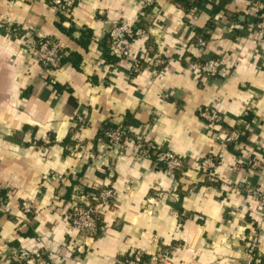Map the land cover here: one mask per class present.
<instances>
[{
	"label": "crops",
	"instance_id": "0c3cea01",
	"mask_svg": "<svg viewBox=\"0 0 264 264\" xmlns=\"http://www.w3.org/2000/svg\"><path fill=\"white\" fill-rule=\"evenodd\" d=\"M187 2L73 0L62 13L48 0H0V264H26L15 251L41 245L56 264H122L133 249L167 250L168 264H245L257 229L252 264H264L262 207L244 192L264 190V39L255 33L264 0ZM122 19L137 31L136 75L105 49L109 27ZM39 36L63 47L52 73L28 49ZM205 55L221 59L216 76L189 69ZM203 106L221 120L204 121ZM106 123L131 125L185 167L169 173L129 148L106 147L98 136ZM233 128L239 140L224 143ZM207 155L217 159L211 176L199 166ZM103 183L114 190L112 204L95 233L81 232L66 212ZM23 200L34 206L29 216Z\"/></svg>",
	"mask_w": 264,
	"mask_h": 264
},
{
	"label": "built area",
	"instance_id": "2783aa9c",
	"mask_svg": "<svg viewBox=\"0 0 264 264\" xmlns=\"http://www.w3.org/2000/svg\"><path fill=\"white\" fill-rule=\"evenodd\" d=\"M141 2L143 7L153 5V0H141ZM48 3L55 7L57 11L67 13L73 4V0H48ZM255 33L258 38L264 39V5L260 6L256 13ZM135 36L133 21L127 19L113 22L106 33V41L111 53L118 58L129 60L130 71L133 75L140 71L142 57L141 55L131 56V46ZM27 42L28 49L48 73H52L61 67V58L64 50L57 40L49 36H39L31 38ZM199 43L202 45L204 41H199ZM158 62L160 61L157 60L156 63ZM221 65V59L206 55L196 60H190L188 63L190 70L205 77L216 76L220 71ZM48 82L54 83V80L49 78ZM247 114L245 111L244 116ZM198 115L208 124H215L221 120V114L218 109L211 106L199 108ZM73 121L76 125L81 126L84 123V116L77 112L73 117ZM240 135V130L233 128L225 134L223 142L226 144L236 143ZM99 139L108 148L119 150L129 148L135 155L154 157L155 163H161L163 168L169 173L182 171L186 165L184 157L176 155L164 145L138 136L131 125H116L108 128ZM251 165L259 168L261 161L253 160ZM199 166L205 175L211 176L217 166V159L212 155H207L199 160ZM244 192L253 201L261 205L264 216V190L249 185L245 187ZM113 195L114 190L109 183H103L95 187V190L90 194L80 195V199L73 203L66 212L68 221L81 232L87 234L95 233L100 227L102 215L112 204ZM4 197L5 194L0 189V205ZM20 208L25 216H29L34 212V206L28 200L21 201ZM258 243L259 229L255 230L249 238L250 254L245 264L253 263L257 255ZM15 255L19 261L26 264H56L47 245H41L34 251L21 246L15 251ZM169 262L170 256L167 250L160 249L155 254L146 255L139 249H133L125 254L122 264H168Z\"/></svg>",
	"mask_w": 264,
	"mask_h": 264
},
{
	"label": "trees",
	"instance_id": "16d2710c",
	"mask_svg": "<svg viewBox=\"0 0 264 264\" xmlns=\"http://www.w3.org/2000/svg\"><path fill=\"white\" fill-rule=\"evenodd\" d=\"M178 4H182L183 6H185V7H189V4L190 3H188L187 2V0H175ZM200 1V0H199ZM134 30H135V32H137L136 31V28L134 27ZM105 49H106V51H108L109 53L111 52L110 51V49H109V47H108V44H107V41H106V43H105ZM64 60H65V56H64V53L62 54V58H61V63H63L64 62ZM249 117V115H246L245 116V118L247 119ZM122 126H126V125H129V124H121ZM116 125H111V124H104L103 126H102V128H101V130H100V132H99V137H101V136H103V134H104V131L106 130V129H108V128H112V127H115ZM152 159H154V157H151ZM158 165H160V166H162L163 167V165L161 164V163H158ZM94 191V190H93ZM124 259V258H123Z\"/></svg>",
	"mask_w": 264,
	"mask_h": 264
}]
</instances>
